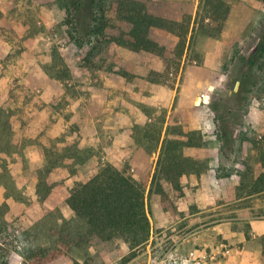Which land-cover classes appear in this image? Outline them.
Listing matches in <instances>:
<instances>
[{
  "label": "rangeland",
  "instance_id": "obj_1",
  "mask_svg": "<svg viewBox=\"0 0 264 264\" xmlns=\"http://www.w3.org/2000/svg\"><path fill=\"white\" fill-rule=\"evenodd\" d=\"M158 1L148 8L161 16ZM168 1L188 2L167 18L181 22L189 15L191 23L184 43L151 33L152 40L173 51L170 59L102 39L76 43L61 0H0V109L5 113L0 131L11 129L12 139L1 138L13 144L9 170L16 187L6 191L0 185V262L25 264L42 249L67 252L57 264H76L88 254L93 264H148L158 258L173 235L166 227L152 230L151 225L148 243L126 261L130 250L121 239L82 242L87 227L64 198L108 164L139 173L146 187L168 128L179 138L202 143L184 154L205 162L206 184H214L213 175L230 174L236 187L241 175L251 181L264 172V0H221L229 8L222 20L210 18L206 1ZM114 86L125 102L117 111L130 117L118 123L125 125L118 139L126 145L120 149L112 145L102 110L113 106L108 102L114 100ZM35 113L45 125L37 127ZM91 117L99 120L89 129L92 123L85 118ZM177 197V207L184 208L186 195ZM242 198L222 206L215 217L210 211L202 217L219 220L215 223L230 219L233 229L250 238L248 247L261 252L256 264H264V236L253 239L249 230L250 218H264V193ZM181 224L201 243L186 248H217L222 242L214 224L195 223V217ZM221 254L220 264L227 263V254Z\"/></svg>",
  "mask_w": 264,
  "mask_h": 264
},
{
  "label": "trees",
  "instance_id": "obj_2",
  "mask_svg": "<svg viewBox=\"0 0 264 264\" xmlns=\"http://www.w3.org/2000/svg\"><path fill=\"white\" fill-rule=\"evenodd\" d=\"M66 10V23L72 29L71 37L78 44H93V40L102 39L105 43H114L134 52H148L160 58L170 59L173 51L151 38L152 32L176 38L184 43L190 31V16L184 15L181 22L167 18L189 5L186 1H158L161 16L155 15L148 8L152 0H61ZM210 5L209 16L214 20L226 19L229 8L221 0H201ZM217 18V19H216ZM251 64L254 65L253 61ZM5 115L0 109V117ZM171 130L163 143L157 169L149 192L166 203L168 195L163 183L179 187L181 175L201 172L204 164L192 162L183 154L184 147L194 145L193 139L173 140L169 138ZM182 136V132H178ZM0 185L6 191L16 189L9 170V157L13 154L12 142L3 144L2 135L11 137V129L0 131ZM12 139V138H10ZM263 150H264V143ZM264 166V152L261 153ZM230 174H226L222 185L230 186ZM7 193V192H6ZM235 195L253 197L264 193V172L251 181L247 175H241ZM39 194V190H38ZM46 193L44 199L48 197ZM40 195V194H39ZM6 196L9 197V194ZM67 205L75 216L87 227L82 237L85 245L92 238L103 242L115 239L123 240L130 253L126 261L133 259L137 251L148 243L151 236L150 209L148 211L145 187L139 183L128 170H120L114 165H105L97 175L86 183L76 185L67 199ZM63 243L64 240H63ZM66 244V243H65ZM67 252L63 250L42 249L35 251L25 264H57ZM82 262L76 264H93L91 256L84 255ZM0 264H8L0 262Z\"/></svg>",
  "mask_w": 264,
  "mask_h": 264
},
{
  "label": "crops",
  "instance_id": "obj_3",
  "mask_svg": "<svg viewBox=\"0 0 264 264\" xmlns=\"http://www.w3.org/2000/svg\"><path fill=\"white\" fill-rule=\"evenodd\" d=\"M161 1V0H160ZM162 1H168V0H162ZM104 84L107 85H111L108 84V79L104 78L103 79ZM111 87V86H109ZM116 86H114V88H112V92L114 91ZM117 88V87H116ZM109 89V88H108ZM111 92V93H112ZM114 94V100L113 102H110L109 98L105 97V99L103 100L104 103L108 102L109 105H113V106H109V107H104L102 106V110L104 113V116H108V119L106 120V128H108V133H110L109 135L112 136L113 142L112 145L113 147H116L118 149H120L121 147L125 146L126 144L121 142L118 139V135L121 133V129L125 127V125H118V123L120 121H124V118L126 117L127 119H130V117L128 116V112L127 111H117V108L120 107V105H125L124 101H120L119 96L123 97V92H119L118 90H115L113 92ZM111 103V104H110ZM131 113V112H130ZM127 115V116H126ZM32 116V115H31ZM104 116L102 118H104ZM27 118V117H26ZM30 118V117H29ZM33 118L35 119V122L37 124V127H39V123L41 122V125H45L44 122H42L40 119V116L35 113V115H33ZM96 118H85V120H89L92 124H90L91 126H89V124L87 125L88 128H93L94 124L93 121ZM99 119H96V121H98ZM32 121V120H31ZM171 130V128H168L166 130L165 133V138L163 139V141L161 142V147H160V152H159V156H158V160L160 157V153L162 150V146L163 143L167 137V131ZM174 131L170 132L169 138L173 139V140H178L179 136L178 134L172 133ZM172 134L174 135L172 137ZM90 136H92V134H90ZM182 139V138H180ZM184 140V139H182ZM194 141V145L192 146H186L187 147H201L202 143H198L195 140ZM184 154V151H183ZM184 156L188 159H190L192 162H199L204 164V170L201 172H190V173H186L184 175H181L178 181V185L179 187H172L170 184H165L163 183L164 186V190L165 193L168 195V199L166 201V203L163 202V199L161 197H158L156 195H153L151 197L150 200V204H149V192L151 189V185H152V181H153V177L155 175L156 169H157V164L158 161L156 163V167H155V171L154 173H152V177L151 180L149 181V184L146 185L145 190H146V197H147V205H148V211L150 209V221H151V225H152V230L153 227H166L165 229L167 231H172L173 235L170 237L171 240H174L178 237V234L180 232H182V224L183 220L186 217H195V223L196 222H200V224L204 225V224H214L215 222H219V220H216L214 218H204L202 217L204 212L210 211L212 212L211 214L213 215L212 217H215L218 215L219 210L221 209L222 206H226L229 205L231 203L237 204L239 201H242V197L241 198H237L236 197V193H235V186H232L233 183L231 182V185L228 187H224L222 185L223 182V178L221 176L215 177L214 175L212 176L214 178V184H206L205 181L208 180V177L205 173L206 170V164L204 161L195 159L193 157L190 156H186L184 154ZM120 169V168H118ZM134 169V168H133ZM121 170V169H120ZM98 173V172H97ZM213 173V172H212ZM97 175V174H96ZM95 175V176H96ZM93 176V177H95ZM134 178L140 182V177L141 175L139 173H135L133 174ZM91 177V178H93ZM211 177V179H212ZM90 178V179H91ZM89 179V180H90ZM88 180V181H89ZM88 181H84V183L88 182ZM188 181L190 183V187H188ZM200 183H202V185L200 187H197L200 185ZM191 187H193V189H191ZM169 190H172L175 194H170ZM195 190V191H194ZM71 193V192H70ZM69 193V196H70ZM196 193V195H200V198L198 200L194 198V194ZM186 195V200H185V207L184 208H179L177 207V200L178 197L177 195ZM225 196V198H224ZM67 198H64V204H66V208L68 210H70L71 212H73L69 206L67 205ZM222 199H225L224 203H220V201ZM214 204V205H210ZM192 204H195L196 206H191ZM207 205H210L208 208ZM238 205L234 206V209H237ZM204 208H206L205 210H203ZM159 211V213H158ZM191 212H194L193 214H190ZM162 215V216H161ZM185 215V216H184ZM162 218L164 217L163 221H158L157 218ZM155 221H154V220ZM232 224L233 222L230 221V219H226L223 221H220V223H215L214 224V228L212 229L214 231V233H216L218 236H220V241H222L219 245H217V248L211 247V248H201L203 250H216L219 253V256L222 255L221 253L224 251L220 250L221 245L226 244L229 246L230 252L229 254H227V263H223V264H256L257 261V257L259 256V253L261 255V252H258L256 250H252L250 249V247H248L247 242L248 237L245 235L246 232L241 231V230H235L232 228ZM249 230H250V235L252 236L253 239L256 238H260L262 236H264V218L260 219V220H255L250 218L249 219ZM199 225V224H198ZM166 235V234H165ZM190 242H193V244H201L199 243V237L195 236L194 238L190 239L182 246V249L184 251L193 249V248H197V247H191V248H186V245L189 244ZM237 243L239 249L233 248L234 244ZM232 246V248H231Z\"/></svg>",
  "mask_w": 264,
  "mask_h": 264
},
{
  "label": "built area",
  "instance_id": "obj_4",
  "mask_svg": "<svg viewBox=\"0 0 264 264\" xmlns=\"http://www.w3.org/2000/svg\"><path fill=\"white\" fill-rule=\"evenodd\" d=\"M189 237V233L180 232L176 239L171 240L163 254L158 258H150L148 264H220L219 253L216 250L194 248L184 252L182 246L189 240ZM221 250L225 254L230 252L226 244L221 246Z\"/></svg>",
  "mask_w": 264,
  "mask_h": 264
}]
</instances>
